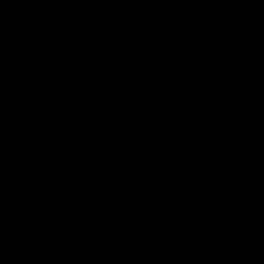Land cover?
<instances>
[{"label":"water","instance_id":"95a60500","mask_svg":"<svg viewBox=\"0 0 264 264\" xmlns=\"http://www.w3.org/2000/svg\"><path fill=\"white\" fill-rule=\"evenodd\" d=\"M0 264H264V0H0Z\"/></svg>","mask_w":264,"mask_h":264}]
</instances>
